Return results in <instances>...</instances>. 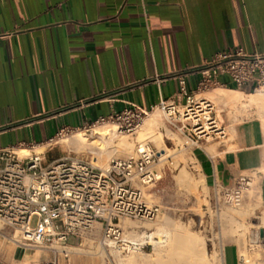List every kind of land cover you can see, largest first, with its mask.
Instances as JSON below:
<instances>
[{"label": "crops", "instance_id": "obj_1", "mask_svg": "<svg viewBox=\"0 0 264 264\" xmlns=\"http://www.w3.org/2000/svg\"><path fill=\"white\" fill-rule=\"evenodd\" d=\"M231 48L264 52V0H0V151L45 143L62 128L85 127L132 104L150 113L179 91L180 80L195 92L197 67ZM218 85L254 92V81ZM258 110L238 108L234 121L219 112L230 135L199 141L190 158L206 188L254 180L264 207ZM260 230L256 264H264ZM29 256L13 248L0 252V264ZM219 257L220 264H247L236 241L223 243Z\"/></svg>", "mask_w": 264, "mask_h": 264}, {"label": "built area", "instance_id": "obj_2", "mask_svg": "<svg viewBox=\"0 0 264 264\" xmlns=\"http://www.w3.org/2000/svg\"><path fill=\"white\" fill-rule=\"evenodd\" d=\"M197 70L200 80L195 92H188L180 80L179 91L161 98L157 104L185 139L195 144L226 136L215 105L198 96V91L216 84L239 87L250 81H254L253 90L264 89V52L248 54L241 48L219 51ZM222 77L228 81H222ZM204 108L207 117L203 115ZM145 115V110L132 104L87 126L111 122L118 133H133ZM68 130L71 129L62 128L55 136ZM37 145L20 146L29 151L22 156L11 147L0 151V221L20 231V240H15L19 245L37 248L50 241L46 246L52 252L49 263L59 264L60 254L67 255L68 237H82L99 224L104 245L121 253L143 247L140 240L127 237L121 221H152L160 212L159 205L146 202L140 187L160 177L152 167L155 152L147 144L138 146L136 157H113L106 167L70 154L46 159L44 152L34 151ZM260 148L264 152V139ZM243 180L220 190L224 202L239 203ZM52 243L63 249L57 252Z\"/></svg>", "mask_w": 264, "mask_h": 264}, {"label": "rangeland", "instance_id": "obj_3", "mask_svg": "<svg viewBox=\"0 0 264 264\" xmlns=\"http://www.w3.org/2000/svg\"><path fill=\"white\" fill-rule=\"evenodd\" d=\"M212 88L203 91H209ZM198 96L204 97V93H198ZM210 100L215 104V110L220 120L222 114L220 115L219 109L226 113L228 119L234 121L241 113L238 108H245L239 107L241 105H223L211 98ZM155 108V110H158L159 122L152 127V130L160 133V141H154L144 136V120L150 113L155 111L153 110L144 116L142 123L133 133H118L115 131V125L111 122L95 124L92 127L87 126L62 132L55 136L52 141L45 143L42 148L36 146L34 151L44 152L46 159L70 154L93 162L100 167H106L109 160L113 157H136L138 146L147 144L155 152V161L152 167L160 177L152 184L140 187L144 192L146 202L159 205L160 212L156 219L152 221L141 222L125 219L131 222L134 221L138 225V227L125 228V234L129 238L135 239V237L140 235L138 240H142L143 247L138 250L141 253H150L152 251V244L148 241L147 234L153 231L155 227L165 225V221L168 219L169 222L165 226L171 228L169 230L172 233L177 231L175 232L177 234L181 231L183 236L190 231L194 235H199L200 246L204 247V260L202 261L203 263L199 262L200 264H220L219 249L227 241L239 243L246 263L256 264L259 257L258 248L260 243H262L256 239L261 228L259 226V216L264 207L257 200L254 190L255 181L253 180L248 184L246 180L241 181V199L238 204L224 202L223 194L220 190L225 188H218V190L206 188L201 177L195 171L197 167L194 166L190 158L191 148L195 143L186 140L182 131L171 124L162 110L158 107ZM222 124L224 125L223 121ZM229 130L230 127L225 128L228 135H230ZM76 135H79L84 144L90 145L92 148L88 149L84 146L85 148L76 149L69 145L68 140ZM122 139L127 146L132 147L130 151L127 149L111 151L104 146L108 140L117 143ZM212 141H215V139L204 142L209 143ZM161 148L165 150V154H168L167 156L161 157L159 155L158 150ZM18 154L21 153L18 152ZM181 173H183L182 176ZM35 220L36 217H33L31 223L34 224ZM174 225H176L177 230ZM57 226L61 228L60 223ZM165 228L163 229L164 233L167 232V228ZM185 229L188 231L186 232ZM130 231L132 232L130 233ZM131 234L134 236H131ZM155 236L156 239H164L163 233ZM20 238L21 233L18 229L8 227L0 221V243H3L2 246L0 245V252L10 255L13 248H21V251L25 249L26 253L30 254L28 257L30 261L24 262V264H50L49 260L52 257V252L46 247L50 245V241H47L41 247L25 248L15 241H19ZM179 241L180 239H177L176 245L180 244ZM261 241L264 242V239ZM66 243L67 255L63 256L60 254L59 264H120L121 258H124L123 260L125 261V258L132 253V251L121 253L110 245H104L101 242L99 224H96L90 233L82 237L70 235ZM52 246L57 249V252L63 249L62 246L55 243H52ZM90 250L91 253L89 252ZM188 258V256L184 255L181 261L188 264L192 261L191 258ZM147 263L151 264L150 262ZM7 264H10V262L7 261ZM16 264H19V262H16Z\"/></svg>", "mask_w": 264, "mask_h": 264}, {"label": "bare ground", "instance_id": "obj_4", "mask_svg": "<svg viewBox=\"0 0 264 264\" xmlns=\"http://www.w3.org/2000/svg\"><path fill=\"white\" fill-rule=\"evenodd\" d=\"M212 87H214V88L209 90V91H204V97L203 98H206L208 100H210V98L214 99L223 105H232V106L241 105L239 107H247V106L256 105V107L259 109L258 110L259 114L264 115V89L256 88L252 94L244 95L237 90L226 89L224 87L221 88V86H219L218 84L212 85L209 88H212ZM209 88H206V89H209ZM206 89L199 90L198 93L200 94L203 92V90H206ZM210 101L213 103L212 100H210ZM219 111L221 112L222 110L219 109ZM146 114H147V112H146ZM203 115H204V117H207V115H208V112H206V108H204ZM158 122H159V114H158V110H155L152 113H150V115L144 120L143 130H144L145 138H150L151 140H154V141H158V140L160 141L161 140L160 133H157L154 130H152V127L155 124H157ZM44 144L45 143H41V144H38L37 146H40V148H42V146ZM68 144L71 145L72 147L76 148V149L85 148L84 146H86L88 149L92 148V146L84 144L81 141L79 135L71 137L68 140ZM104 146L107 147V149L109 148L111 151H115L117 149H121V150L127 149L130 151V149H132L131 146L126 145V143L123 139L119 140L117 143H113L112 140H108V141H106ZM16 149L15 150L17 153L18 152L21 153V154H19L20 156L26 155L29 152L26 148H23V147H19ZM158 153L161 157H165L168 155V154L167 155L165 154L166 152L162 148L158 150ZM182 175H183V173H181V176ZM167 220L168 219H166V221H165V219H164L165 225H166V223L169 222V220L168 221ZM122 223L125 226V228L126 227L127 228L128 227H131V228L132 227H138V225L136 223H134V221L131 222L128 220H123ZM260 223L264 224V210L261 211ZM163 225H159L158 227H155V229L153 231H151L149 234H147L148 241L150 242V244H152V251L150 253H141V251H139V250L138 251L134 250V251H132V253L130 255H128L129 257L125 258L126 259L125 261L123 260L124 258L123 259L121 258L120 264H145V263L148 264L147 262H150L151 264H185L187 262L183 263L181 261V258L184 257V255L188 256L189 257L188 259L191 258V260H192L188 264H197V263L202 262L204 260L203 259L204 258L203 257V255H204L203 248L204 247L202 248V246H200V241L198 238L199 235L198 236L194 235L193 233H190V231H189L188 234H185L182 236L181 235L182 232L180 231L179 232L180 234L177 233L178 235H180V236H178L177 234H175V232H177V231H174L172 233L171 230H169L171 228H167V226H165V225L163 226ZM174 226L177 230L176 225H174ZM237 226H239V225L237 224ZM164 227H166L168 229L167 230L165 228L167 231L165 233L163 230ZM172 230H173V227H172ZM187 231L188 230H186V232ZM131 232L132 231H130V233ZM160 233H163L164 239H160V238L156 239L155 238L156 237L155 235H158ZM191 234H193V235H191ZM131 236H134V235L131 234ZM138 237H140V235ZM138 237H135V239H138ZM177 239H180V241H179L180 244H178V245H176V243H175L177 241ZM201 244H203V243H201ZM71 248H72V246H71ZM89 252L91 253V250ZM142 262H145V263H142Z\"/></svg>", "mask_w": 264, "mask_h": 264}, {"label": "water", "instance_id": "obj_5", "mask_svg": "<svg viewBox=\"0 0 264 264\" xmlns=\"http://www.w3.org/2000/svg\"><path fill=\"white\" fill-rule=\"evenodd\" d=\"M260 233H261V234H264V230H263V229H261V230H260Z\"/></svg>", "mask_w": 264, "mask_h": 264}]
</instances>
